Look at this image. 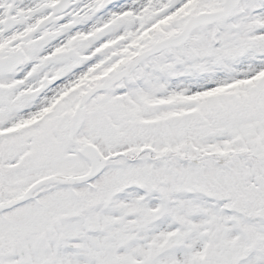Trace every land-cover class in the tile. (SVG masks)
<instances>
[{
    "label": "snow or ice",
    "instance_id": "1",
    "mask_svg": "<svg viewBox=\"0 0 264 264\" xmlns=\"http://www.w3.org/2000/svg\"><path fill=\"white\" fill-rule=\"evenodd\" d=\"M0 264H264V0H0Z\"/></svg>",
    "mask_w": 264,
    "mask_h": 264
}]
</instances>
